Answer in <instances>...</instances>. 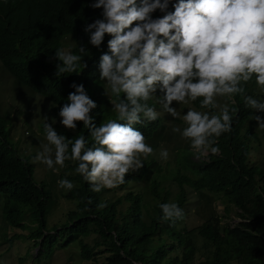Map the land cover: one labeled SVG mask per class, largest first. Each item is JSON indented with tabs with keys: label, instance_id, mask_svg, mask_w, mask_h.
<instances>
[{
	"label": "clouds",
	"instance_id": "1",
	"mask_svg": "<svg viewBox=\"0 0 264 264\" xmlns=\"http://www.w3.org/2000/svg\"><path fill=\"white\" fill-rule=\"evenodd\" d=\"M85 4L90 15L83 21L81 31L86 35V42L101 52L97 68L93 69L97 77L96 86L104 94L103 108L106 110L99 125L92 115L97 103L89 97L91 94L83 84L73 82L70 87L74 91L68 94L67 103L61 106L19 83L0 63V68L19 87L16 88V96L28 101L32 95L26 98L21 94L28 89L59 111L60 124L56 129L54 117L44 116V123L37 124L43 128L40 137L46 142L41 144L34 162L43 164L53 172L64 168L63 173L56 176L58 187L65 190L64 193L76 187L67 178L71 170L68 167L72 162L76 165L75 173L86 181L84 184L91 186L93 192H101L106 200H114L122 195L124 192L108 199L104 193L118 190L119 185L125 182V176L130 171L142 169L144 161L153 155V148L145 142L144 135L135 125L154 122L160 118L161 112L167 113L169 126L173 119H176V124L181 121L183 124L172 125L175 137L171 149L178 153L173 152V156L182 157L186 151H190L192 156L202 161L210 153L219 154L217 138L233 130V113L237 114L238 109H230L227 100L239 94L246 108L264 113V0H86ZM156 12L162 15L154 16ZM106 37L107 51H104L102 45ZM62 41L59 49L49 56V61L54 64V74L62 76L76 73L78 69L82 72L87 68V63L82 55L71 51L72 45H76L74 38L72 40L66 36ZM85 51L86 47L81 45L79 53ZM249 83L256 86L259 95L247 94L246 85ZM152 100L155 106L149 102ZM196 102L198 107L195 106ZM108 103L112 106L110 115H107ZM187 107L183 114L179 112L181 108ZM7 114V111L0 114V119L6 130L7 147L14 153L8 141ZM253 119L258 128L264 129V117L254 115ZM78 124L87 129L90 141L85 135H78L74 140L66 137L65 133L77 131ZM177 140L184 144L182 152L173 149ZM17 144H24L25 149L21 152L28 153L27 143H16L15 149L20 151ZM253 150V162L264 168V160L256 158L254 147ZM159 155L163 160L169 158L167 149H161ZM27 158L21 159L28 163ZM155 160L148 163L143 180L131 184V187L146 180ZM29 166L33 178V167ZM145 189L139 190L143 193L142 203L149 207L152 201L150 195L145 194L148 192L147 184ZM188 189L196 191L190 187ZM205 193L219 196L225 205L222 214L209 215L202 221L215 216L222 224H233L229 221L228 211L229 206H232L235 215L234 206L227 203L221 194ZM0 195L3 197L0 209V251L12 257L19 254L22 241L18 252L11 249L16 239L28 240L31 242L30 247H37L31 255L47 248L43 238L54 233L51 228L58 230L62 224L55 228L56 224L47 226V217L43 225L20 216H14L12 223L3 217L4 195ZM261 200L264 203V197ZM190 202L188 198L187 209ZM105 206L99 205L101 208ZM159 207L163 221H173L183 216L177 203H162ZM45 210L47 216L46 204ZM197 225L192 226V235L198 233ZM15 228L21 231L12 230ZM197 237L195 235L194 239ZM66 245L61 246L57 239L47 251L50 253L54 247ZM175 255L177 252L169 253L170 264ZM201 258L206 257L197 256V259Z\"/></svg>",
	"mask_w": 264,
	"mask_h": 264
},
{
	"label": "trees",
	"instance_id": "2",
	"mask_svg": "<svg viewBox=\"0 0 264 264\" xmlns=\"http://www.w3.org/2000/svg\"><path fill=\"white\" fill-rule=\"evenodd\" d=\"M85 2L0 0V63L19 83L61 106L74 91L70 85L73 82L83 84L91 94L89 97L97 103L92 115L99 125L104 113V94L96 86L93 69L97 68L101 52L86 42V35L81 31L83 21L90 15ZM153 15L162 14L156 12ZM66 36L74 38L76 45H72L71 51L82 55L87 68L82 72L78 69L76 73L55 75L49 56L59 49ZM107 39L102 45L104 51H107ZM81 45L86 47L84 53H79ZM246 92L259 95L253 83L246 85ZM226 102L230 109H238V113H233V130L217 138L219 154L210 153L202 161L193 159V153L186 151L185 156L167 161L174 168L177 190L171 196L157 180L148 182L145 194L150 195L152 201L149 207L142 203L143 193L133 190L131 184L143 180L148 163L154 161L152 156L144 161L142 169L130 171L125 176V182L118 187L124 193L114 200H106L101 192H93L91 186L84 184L86 181L75 173L76 165L71 162L67 178L76 187L64 196L75 208L66 212V221L61 228L55 230L53 227L54 233L45 235L46 247L51 248L57 239L61 246L77 241L80 258H90L92 264H170L171 251L177 252L171 264H264V203L261 200L264 197V168L251 158L254 153L251 137L259 138L252 131L254 110L245 107L239 94ZM195 106L198 107V102ZM167 118V113L162 112L158 120L135 127L148 144H152L153 138L161 139L160 133L164 140L170 141L175 133L167 124ZM65 135L73 140L78 135H85L91 140L82 124H78L75 133ZM182 148L184 144L177 140L173 149L179 152ZM188 187L198 192L221 194L234 206L239 221L222 224L217 217L210 216L195 226L198 237L194 239L195 235L191 234L194 227L187 228L181 223L188 210ZM0 193L4 195V218L13 223V217L20 216L44 225L49 190L44 183L31 177L29 164L7 147L1 119ZM170 202L178 204L183 216L163 221L159 206ZM101 204L106 206L101 208ZM26 212L31 216L25 215ZM91 233L94 238L88 245L86 238ZM198 238L202 240L201 245L197 244ZM100 247H104L103 251L93 252ZM198 252L206 258L197 259Z\"/></svg>",
	"mask_w": 264,
	"mask_h": 264
},
{
	"label": "rangeland",
	"instance_id": "3",
	"mask_svg": "<svg viewBox=\"0 0 264 264\" xmlns=\"http://www.w3.org/2000/svg\"><path fill=\"white\" fill-rule=\"evenodd\" d=\"M11 79L12 77L10 78L6 72L0 68V114H3L6 111L8 112L7 117L5 118L8 122V141L10 146H12L14 149V153L18 157H28V163L33 167V179L47 184L50 190V197L46 201L47 226L56 224L57 226H55V228H57L61 224L63 225V223H65L67 210L74 207V204L71 200L63 197L65 190L58 187L59 180L56 176L59 173L62 174L64 168H58V171L53 172L52 170L46 169L43 164L34 162V157L41 150V144L46 142V140H43V138L40 137V131H43V128L37 124L40 122L44 123V116L49 118L54 117L56 119L54 128L56 129V126L60 124V117L58 116L59 111H57L55 108H51L46 101L41 100L39 95L30 93L28 89H25V91L21 93L26 98L29 97V95H32L28 101L24 98L16 96L15 91L16 88L19 87L14 85V82ZM149 102L153 104L154 101L152 100ZM224 102L225 101H221V103ZM153 106L155 105L153 104ZM160 109H162L161 106ZM187 109L188 107L185 109L181 108L179 112L183 114ZM104 112L106 113V110H104ZM111 112L112 106L110 103H108L107 115H110ZM114 114L115 113L113 111L112 115ZM254 115H261L264 117V113L254 112ZM48 122L51 123V119H49ZM254 122L255 123L252 125V131L257 133L259 138L257 140L251 137L250 144L255 149V157L264 160V138L259 136V133L264 134V129L258 128L255 120ZM173 124L176 126H183L182 121L180 124H176L171 120L170 129L173 128ZM160 135L161 139L153 138L152 144H148V141L146 142L154 150L153 155H151L156 159L154 167L149 171L147 178L143 183H139L136 186H132L131 188L133 190L143 189L146 191L145 185L151 180L155 179L158 181L159 185L165 190L169 191L170 195L172 196L177 190V186L173 180L175 173L174 168H172L171 165L167 164L166 162L175 158L173 156V150L171 149L173 141H166L163 139L162 133H160ZM22 141L27 143L28 153L25 152V154H23L21 152V150L25 149L24 144H17V147L20 149V151L15 149L16 143ZM161 149L168 150L169 158L167 160H163L160 157L159 153ZM192 158L195 160H200L196 159L194 156H192ZM121 193L122 192L120 190H115L114 192L104 193V196L108 199H112ZM187 193V196L191 201L188 208V213L183 220V224H185L187 228L201 223L202 220L209 215L222 214V208L225 203L219 196L210 195L205 192H197L191 189H188ZM2 203L3 197L0 195V209ZM25 215L31 216V213L26 212ZM228 217L229 221L231 222L238 221L236 215H234V209L232 206H229ZM12 230L21 231L17 228ZM92 237L93 235L88 236L86 241L91 242ZM20 241H22L23 244L19 254L16 253L15 256L12 257L8 253H2L0 251V264H92V262H90V258H80L79 245L75 241L62 248L54 247L53 251L50 253H48L47 248H43L36 255H31V252H33L37 247H30L29 244H31V242L24 239H16L12 242L11 249L13 251L18 252ZM197 244L201 245V241L199 239H197ZM88 245H90V243H88ZM6 246L8 247L9 245L6 244ZM103 249L104 247L96 248L93 249V252L103 251ZM197 256H201V254L198 252Z\"/></svg>",
	"mask_w": 264,
	"mask_h": 264
}]
</instances>
